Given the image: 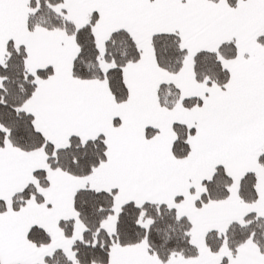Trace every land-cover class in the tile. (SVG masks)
<instances>
[{
    "label": "snow or ice",
    "instance_id": "1",
    "mask_svg": "<svg viewBox=\"0 0 264 264\" xmlns=\"http://www.w3.org/2000/svg\"><path fill=\"white\" fill-rule=\"evenodd\" d=\"M0 264H264V0H0Z\"/></svg>",
    "mask_w": 264,
    "mask_h": 264
}]
</instances>
